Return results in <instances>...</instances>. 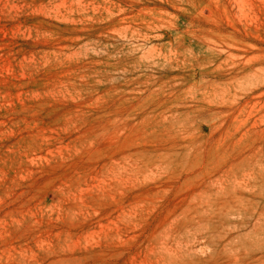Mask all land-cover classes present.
Returning <instances> with one entry per match:
<instances>
[{
	"label": "rangeland",
	"instance_id": "1",
	"mask_svg": "<svg viewBox=\"0 0 264 264\" xmlns=\"http://www.w3.org/2000/svg\"><path fill=\"white\" fill-rule=\"evenodd\" d=\"M0 264H264V0H0Z\"/></svg>",
	"mask_w": 264,
	"mask_h": 264
}]
</instances>
